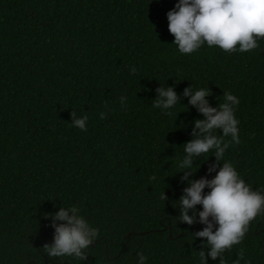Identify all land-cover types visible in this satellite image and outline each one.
I'll return each mask as SVG.
<instances>
[{"label": "trees", "instance_id": "16d2710c", "mask_svg": "<svg viewBox=\"0 0 264 264\" xmlns=\"http://www.w3.org/2000/svg\"><path fill=\"white\" fill-rule=\"evenodd\" d=\"M177 2L0 0V264H138L141 252L145 264H201L206 240L192 234L205 225L179 218L183 145L205 119L188 87L209 88L211 107L237 96L241 143L219 163L264 193V39L250 52L205 44L181 54L167 19ZM162 86L180 97L172 116L152 107ZM213 154L196 158L190 180L214 178ZM72 206L99 229L84 261L43 251L55 235L46 214ZM241 248L240 264H264V214L225 251L227 264Z\"/></svg>", "mask_w": 264, "mask_h": 264}, {"label": "clouds", "instance_id": "9594fccd", "mask_svg": "<svg viewBox=\"0 0 264 264\" xmlns=\"http://www.w3.org/2000/svg\"><path fill=\"white\" fill-rule=\"evenodd\" d=\"M168 30L174 36V42L181 54L190 55L203 45L209 48L219 47L226 53L250 52L260 47L258 41L264 39V0H178L175 7L167 13ZM137 69L132 68L135 74ZM157 99L152 107L162 109L163 114L172 116L180 97L174 87H160ZM183 95L190 97L189 103L195 106L205 119L195 120L192 135L195 137L183 145L184 157L179 162L183 170L182 180L188 181L183 189L184 195L179 199L181 223L205 225L202 231L193 235L203 238L207 251H199L201 264H207V258L219 259V264H227L223 258L225 251L239 245L249 231L250 223L258 215L264 214V193L254 191L242 179L231 161L220 166L226 150L234 143L240 144L239 120L236 118L234 106L239 105L237 96L225 92L224 102L219 107H211L206 97L212 95L209 88L193 91L192 87L184 90ZM123 107V104H122ZM105 114H101V119ZM73 126L87 131V115L77 119L72 113ZM222 130V135L218 133ZM230 137V139H228ZM214 152L216 163L211 164L208 172H216L214 178L207 176L200 179H189L193 171L194 161L203 154ZM219 168V171H217ZM156 179L155 176L152 177ZM210 191L205 194L204 190ZM161 199L168 197L163 192ZM202 205V211L196 206ZM193 214L189 215V211ZM78 206L61 207L59 212L46 214L51 218L55 228L54 243L45 244L43 251L49 257H76L86 260L84 251L99 235V229L90 227L89 222L80 214ZM71 213V215L69 214ZM198 216V219H197ZM56 221L65 223L57 224ZM244 249L238 253L233 264L244 260ZM146 257L139 253L138 264H145ZM246 264H251L247 261Z\"/></svg>", "mask_w": 264, "mask_h": 264}]
</instances>
